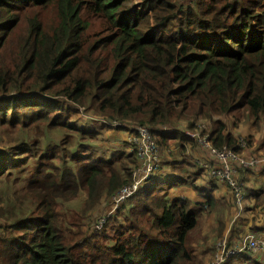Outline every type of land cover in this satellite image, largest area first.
<instances>
[{
  "label": "trees",
  "instance_id": "trees-1",
  "mask_svg": "<svg viewBox=\"0 0 264 264\" xmlns=\"http://www.w3.org/2000/svg\"><path fill=\"white\" fill-rule=\"evenodd\" d=\"M130 1L0 0V264H195L186 239L199 210L167 187L205 169L194 158L178 173L172 150L96 229L103 201L139 164L125 138L123 147L100 143L140 124L159 147L188 138L209 160L180 130L161 128L199 119L213 124L214 145L237 150L218 119L264 118V0ZM84 112L103 118L93 128ZM108 118L121 124L110 129ZM251 172L264 176L237 168L233 178ZM247 228L232 225L228 243ZM257 260L222 264H264V253Z\"/></svg>",
  "mask_w": 264,
  "mask_h": 264
},
{
  "label": "rangeland",
  "instance_id": "rangeland-1",
  "mask_svg": "<svg viewBox=\"0 0 264 264\" xmlns=\"http://www.w3.org/2000/svg\"><path fill=\"white\" fill-rule=\"evenodd\" d=\"M142 1L143 0H131L129 2V5L133 7L138 6L142 8ZM185 1L186 0H182V2ZM56 15V11L52 8L44 13L46 20L49 23H52L56 20ZM76 116L77 115H73L72 117ZM79 116L83 120H90L92 123L90 122L89 126L93 128L98 126L97 120L103 118V116L101 115H96L93 113L85 114V112L83 114L80 113ZM109 120L110 119L108 118V121ZM172 120L174 121L175 118H173ZM172 120H170L169 123H172ZM218 120L222 121L225 124L227 131L231 132L237 139L242 138L243 140H246V144H248V146H251L254 149L252 150V152L257 155L264 154V118L260 120L259 124L256 126L253 125V118L249 117L244 112H237L230 116H220ZM186 121L190 120L181 119L177 121L178 124L176 123L177 125H174V128H170L169 130H180L183 134V131L186 128L190 132H199L201 134H204L209 132L213 126L210 121L204 122L198 119L194 121L195 128L191 129L185 126ZM93 123L95 124L93 125ZM109 128L116 129L112 126ZM126 132L127 131L114 132L108 130L104 134L105 140L103 141V143L100 144L104 146L113 145L116 147H123V145H126L124 142V138L126 140ZM177 137L178 136L174 135V139H169L168 141L170 142V144H165L159 147L160 164L161 157L165 156L166 158H168L169 153L173 150L170 156L171 159H176L177 157H179V161L181 160L183 162V165H177L173 168H178L175 169L178 173L186 175L188 173V170H193V168H191V165L193 164L194 156L198 155L197 152L199 150L195 147V144L188 141V138H184V140H178ZM191 139L196 142L194 138ZM178 141H184L181 142L183 144H187L188 142L191 143L189 145L191 146L192 150L179 147V145L181 144ZM258 152H260V154H258ZM170 167L166 168L169 169ZM196 168L198 167H195V169ZM155 172L153 173V175L155 174ZM158 172L159 170L156 172L155 175H157ZM167 172L170 171H166V173ZM196 176L197 177L194 179L193 182L189 180L188 182L184 181L175 186L167 187L169 193L168 195H180L184 197V199H186L191 204V206L199 210L197 224L191 231H189V235L187 236L186 242L193 254V260L195 264H211L215 250V248L212 249L214 244L216 246V241L220 238L222 239L223 236L225 237H223L222 240H225V242L228 241L227 236L232 225L243 224V226H248L249 228L255 225L260 229L263 228L264 194L263 191H261L255 196H253L252 194L251 197L248 195V193L245 194L248 189H246L243 183H240L239 196H236L225 183L216 184L215 179L207 176L206 173L203 174L201 170L200 174ZM252 185H257V183L253 182ZM254 188H256V186H254ZM209 199L211 200V203L207 204V200ZM102 205H105V208L94 223L96 229H100L102 225L108 220L110 215L113 214L116 210V208H113L112 206L110 197H107L106 202L104 200ZM102 216H106V219L100 224H98V219ZM261 224L262 226L259 227ZM249 228H247L246 230L249 231ZM247 234H250V236L254 235L251 233ZM242 237L243 236H241V238L236 240L234 243L240 242ZM262 237V240H264V235ZM221 239L219 241H221ZM232 255L240 256L242 258L246 256V259H249L250 257L254 261L257 259V261H260V258L262 257L263 253H255L254 251H250V249L244 248L240 252H234V254L232 253ZM224 261L225 260H223L221 264Z\"/></svg>",
  "mask_w": 264,
  "mask_h": 264
},
{
  "label": "built area",
  "instance_id": "built-area-1",
  "mask_svg": "<svg viewBox=\"0 0 264 264\" xmlns=\"http://www.w3.org/2000/svg\"><path fill=\"white\" fill-rule=\"evenodd\" d=\"M108 124L111 126H118L121 122L117 119H110ZM123 125L127 128L126 141L131 144L130 151L135 153L139 160V164L132 170V181L126 183L111 194L110 200L113 208H117L144 182L151 179L153 173L160 165L159 146L155 143L152 137L151 128L140 124ZM161 128H164V131L167 130L166 126H162ZM183 132L186 136L194 138L204 153L209 156V160L202 158L198 162V164L205 169L207 176L212 177L213 179H216L217 177L222 180L224 179L236 196H239L240 190V185L236 183L233 178V174L237 173V168H249L252 170L264 168V154L245 155L237 153L226 146H214L210 139L211 130L207 133L201 134L199 132H190L185 128ZM245 144V140L242 138L238 139L237 145L239 147L243 148ZM213 161H217L219 164H213ZM105 219L106 216L100 217L98 219V224L103 222ZM262 238V236L257 237L245 234L240 242L234 244H229L228 241L225 242V240H222L221 238V241L218 239L216 241V246L214 244L215 250L211 264H221V262L228 256L232 255V253L234 254V252H240L244 248L250 249V251H254L255 253H264V240H262Z\"/></svg>",
  "mask_w": 264,
  "mask_h": 264
},
{
  "label": "crops",
  "instance_id": "crops-1",
  "mask_svg": "<svg viewBox=\"0 0 264 264\" xmlns=\"http://www.w3.org/2000/svg\"><path fill=\"white\" fill-rule=\"evenodd\" d=\"M254 145H256V144H254ZM235 146H237V148H238L237 150L233 149L232 147H228V148H230V149H232L235 152L240 153V154L257 155L254 152H252V150H254V149L251 146H248V144H245V146L243 148L239 147L237 144H235ZM250 149H251V151H250ZM258 154H260V152H258ZM194 158H199V155L194 156ZM258 173H260V172H251V173L246 174L244 179H243V181L240 180L239 183H238L237 179H234V180L239 185H240V183H243L244 186L246 187V189H248V191H246L245 194L248 193V195H250V194H253L254 192H256L258 194L261 191H263V194H264V176L260 175ZM216 181H215V183H216ZM253 182L257 183V185H254V186H256V188H254V186L252 185ZM217 184H219V183H217ZM261 226H262V224L259 227H261ZM244 231L247 232V233H251V234H257V233H259L261 231L264 232V224H263V228L261 230H260V228H258L257 226L254 225L253 227L249 228V231H247L246 229Z\"/></svg>",
  "mask_w": 264,
  "mask_h": 264
},
{
  "label": "clouds",
  "instance_id": "clouds-1",
  "mask_svg": "<svg viewBox=\"0 0 264 264\" xmlns=\"http://www.w3.org/2000/svg\"><path fill=\"white\" fill-rule=\"evenodd\" d=\"M169 130V129H168ZM168 130H166V131H168ZM211 131H212V129H211ZM183 134H184V132H183ZM210 135H211V132H210ZM211 139V138H210ZM212 141V140H211ZM237 141H238V139H237ZM237 141H236V144H237ZM247 143V142H246ZM212 144H213V142H212ZM214 145V144H213ZM214 146H216V145H214ZM221 146H226V145H221ZM221 146H217V147H221ZM227 147V146H226ZM196 159V162L198 163L201 159H202V157L201 156H199V158H195ZM150 180V179H149Z\"/></svg>",
  "mask_w": 264,
  "mask_h": 264
}]
</instances>
